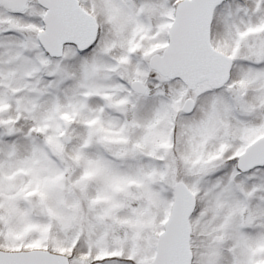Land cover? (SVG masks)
<instances>
[{"label": "snow or ice", "instance_id": "6c2138e0", "mask_svg": "<svg viewBox=\"0 0 264 264\" xmlns=\"http://www.w3.org/2000/svg\"><path fill=\"white\" fill-rule=\"evenodd\" d=\"M0 264H264V0H0Z\"/></svg>", "mask_w": 264, "mask_h": 264}]
</instances>
